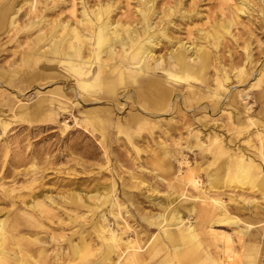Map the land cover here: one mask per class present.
Masks as SVG:
<instances>
[{
  "label": "bare ground",
  "instance_id": "bare-ground-1",
  "mask_svg": "<svg viewBox=\"0 0 264 264\" xmlns=\"http://www.w3.org/2000/svg\"><path fill=\"white\" fill-rule=\"evenodd\" d=\"M96 1L82 2L79 12H75L71 2L67 19L43 21L26 49H21L20 67L0 68V80L3 78V83L12 85L13 77L9 76L24 67L30 68L28 78L34 81L54 79L58 85L48 91L51 96H41L36 101L38 114L47 109L45 103H58L62 109L68 106L66 103L79 105L100 99L118 103L117 95L130 90L128 97L134 99L133 103H141L143 109L142 105L149 103L155 112L176 110L178 106L192 109L193 103L202 105L204 118L220 112L226 116L223 124L226 136L217 130L203 136L191 133L186 145L192 152L198 147L209 154L208 165L213 168L206 174L208 189L199 185L202 181L195 174V167H187L182 176L171 177L168 171L171 164L153 151L151 157L147 155L143 164H139L140 171L147 169L144 164L150 163L158 172V181L176 187L191 184L198 191L197 196H189L195 201L174 204V199L163 200L159 211L142 214L141 218L147 222L145 229L150 231L153 227L157 231L144 238L137 237L138 234L128 237L127 224L115 231L102 213L92 223L93 231L80 235L76 244L48 252L36 244L37 238L31 241L17 237L14 223L5 216L0 218V264H264V207L257 201L264 202V48L254 54L250 41L241 45L243 55L232 54L227 48V43L241 34L236 30L245 26L246 20L250 33L246 38H251L253 18L262 21L260 28L264 33V0H214L215 8L201 18L206 19V25H194L196 32L187 31L184 36L176 33L181 29L180 22L195 21L199 12L179 1L170 4L136 0L129 16L114 0ZM17 3L18 0H0V30L14 29L15 34L28 37L31 29L22 30L17 22L20 8H16ZM55 19L60 20L53 23ZM37 22L31 20L32 26ZM46 25L51 26L43 30ZM69 78L74 83L69 84ZM62 82L69 84V96ZM231 85L238 89L232 90ZM8 93L20 101L17 94ZM8 103V99H0V106ZM207 108L211 113L207 114ZM101 110L91 108L86 112L98 115ZM142 113L129 115L122 127L117 124L128 139L154 127L161 128L167 138L170 136L166 134L172 127L170 122L147 119ZM181 116L182 125L189 132L195 129L190 122L193 116ZM96 118V125L111 124L109 116ZM6 125L0 115V128L5 129ZM107 144L105 140L103 147L107 148ZM133 147L138 153L139 148ZM176 148L168 153L167 159ZM130 174L131 186L145 183L141 176ZM99 187L100 192L88 198L71 197L68 202L72 210L93 199V204L86 205L88 212L94 214L107 206L108 212L117 217L122 202L113 197L111 187ZM226 192L232 194L223 198ZM32 208L36 211L23 212L31 225H38L42 216L54 215L51 206L41 199L33 200ZM222 226L224 229L219 228ZM63 237L52 235L51 240Z\"/></svg>",
  "mask_w": 264,
  "mask_h": 264
},
{
  "label": "rangeland",
  "instance_id": "rangeland-1",
  "mask_svg": "<svg viewBox=\"0 0 264 264\" xmlns=\"http://www.w3.org/2000/svg\"><path fill=\"white\" fill-rule=\"evenodd\" d=\"M87 1L89 3L90 0H18L16 8L19 6L20 8L16 16L19 28L31 29V32L28 37H23L15 34L14 29L0 30V68L12 70L20 67V51L26 49L31 38L38 33L43 21L46 23L53 20L51 18L67 19L72 8L71 2L74 3L75 12H79L82 2L85 4ZM98 1L101 0L96 2ZM114 1L121 6V11L126 10L125 16H129L136 2V0ZM176 1L199 12L192 24L180 22L181 29L176 30L179 36L186 35L187 31L196 32L194 25H206L204 23L206 19L201 18L205 17L210 9L215 8L214 0H160L162 3L170 4ZM115 2L113 4L116 6ZM31 20L38 22L32 26ZM55 20L53 23H58L60 19ZM246 21L245 26H238L236 30L237 33H241L238 38L227 43V48H230L228 50L232 54L243 55L244 49L240 47L247 41L251 42L250 47L254 54L264 48V33L260 28L262 21L258 18L251 19L253 25H251L250 39L246 38L250 34ZM50 26L46 25L43 30H47ZM257 40L262 43L259 45ZM231 47L234 50H231ZM224 51L227 56L226 49ZM30 71V68L24 67L20 72L9 76L13 77L12 85L7 86L3 83L1 81L4 80L3 78L0 80V92H5L0 94V99L4 97L9 100L8 105L0 106V115L7 122L5 129L0 128V218L7 216L8 222L14 223V234L17 237L22 236L31 241L37 238V245L47 248L48 252H54L59 246L65 248L69 244H76L80 235L84 236L88 231H93L92 223L102 213L108 226L115 231H120L123 224H127L128 237L134 238L138 234L137 237L144 238L151 232L157 231L153 227L150 231L145 229L147 222L141 218L142 214L148 215V212L159 211L163 200L174 199V204L195 201V198L189 196H197L198 191L191 184L176 187L158 181V172L151 168L150 163L144 164L147 169L140 171L139 164H143L145 157L150 156L153 151L171 164L168 168L171 177L182 176L187 167H195V174L202 181L199 185L202 184L203 188L208 189L206 174L213 168V165H208L209 154L198 147L192 152L186 148V145L191 133L195 135L200 133L203 136L210 130H217L226 136L223 126L226 116L220 112L211 113L207 108V114L211 113V115L204 118L206 112L200 109L203 107L199 106V103H193L195 107L192 109L191 107L180 109L178 106L176 110L163 109L158 112H155L149 103H142L147 109L145 110L140 107L141 103H133L134 99L128 97L132 93L130 90L128 93L117 95L118 103L100 99L79 105L66 103L68 106L65 109L58 108V103H45L47 109L44 113L38 114L36 101L41 96L50 97L48 91L58 84L52 78L34 81L28 78ZM69 80L71 81L69 84L74 83L73 78ZM56 82L61 83L60 80ZM66 82H62V85L65 86L64 91L69 96L71 88ZM231 88L238 89L234 85H231ZM8 92L17 94V99L20 101L17 102L14 95ZM19 104H23L24 107H20ZM249 105L254 106L252 103ZM91 108L102 110L98 115H87L86 111ZM138 113L144 114L147 119L170 122L172 127L170 132L166 133L167 135L170 133V136L167 138L161 128L154 127L152 131L143 129L128 139L119 130L117 124L122 127L129 119V115L136 116ZM105 115L109 116L111 124L94 123L96 117L101 118ZM181 115L188 116L187 118L193 116L194 119L190 118V122L195 129L189 132L185 125H182L184 120ZM176 127L179 129L176 130ZM131 128L134 129L135 126ZM105 140L108 142L107 148L103 147ZM240 144L245 147L244 144ZM133 145L139 148L138 153ZM174 147H177L174 154L167 159L168 153ZM179 148L180 152H178ZM175 158L182 159L183 162L179 163ZM130 173L141 176L145 183L131 186L133 179H130ZM98 185L111 187L113 197L122 202V209L117 217L108 212L107 206L99 208L94 214L88 212L86 205L93 204L95 201L93 199H90L89 203L83 202V205H79L75 211L72 210L68 202L71 197L79 195L83 199L86 196L88 198L89 195L100 192L101 188ZM179 193L183 194L177 197ZM226 194L232 193H224L223 198ZM36 199L44 200L49 204L54 215L42 216L38 225H31L25 220L23 212L36 211L32 208V201ZM257 201L264 207L263 200L257 199ZM224 227L219 228L224 229ZM60 234L64 236L62 239L51 240L52 235ZM92 236L96 239L94 232Z\"/></svg>",
  "mask_w": 264,
  "mask_h": 264
}]
</instances>
